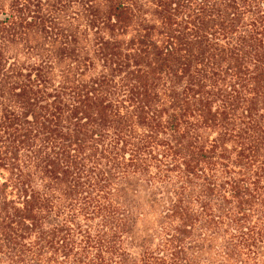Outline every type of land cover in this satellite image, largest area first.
<instances>
[{
  "label": "trees",
  "instance_id": "obj_1",
  "mask_svg": "<svg viewBox=\"0 0 264 264\" xmlns=\"http://www.w3.org/2000/svg\"><path fill=\"white\" fill-rule=\"evenodd\" d=\"M31 2H0V253L17 264H264V0H159L164 26L143 20L128 41L133 53L100 39L102 62L137 60L128 97L142 109L152 81L166 83L168 108L138 119L148 129L136 140L104 73L50 89L37 61L9 81L13 32L43 23ZM136 12L133 1L112 0L108 30L124 31ZM201 126L235 145L201 141ZM159 129L166 137L154 145ZM169 172L184 179L170 182ZM147 174L150 184L168 178L164 212L177 222L164 245L136 254L123 196ZM201 221L220 237L215 258L194 255L204 248L193 239Z\"/></svg>",
  "mask_w": 264,
  "mask_h": 264
},
{
  "label": "rangeland",
  "instance_id": "obj_2",
  "mask_svg": "<svg viewBox=\"0 0 264 264\" xmlns=\"http://www.w3.org/2000/svg\"><path fill=\"white\" fill-rule=\"evenodd\" d=\"M2 1L8 4L15 0H0V2ZM131 1L136 6L137 14L134 15L124 31L111 32L106 23H109L108 11L112 0H33L30 6L33 8L40 4L44 15L43 23L32 28L21 27V29L18 27L19 23L14 24V28L19 29L12 30V32L15 30L14 37L7 44L6 55L8 67L10 65L12 67L15 63L17 66L14 69L13 67L9 68L15 72L13 76L9 77V81L16 79L19 71L18 66L29 69L38 63L37 61L42 63L49 74L50 80L47 85L50 89L57 87L70 89L104 73L109 79L105 92L108 95L112 94V97L118 101L116 106L126 117L125 129L136 140V135H142L148 129L140 124L138 119L141 120V117H149L157 110L168 108V100L164 92L166 83L163 79L152 81L151 97L153 99L148 101L145 109H142L140 101L131 100L128 97L130 89H133L138 81L134 75L137 60L133 55H129L130 59H124L126 63L129 62L128 65L122 62V68L115 67L111 62L104 63L100 60L97 46L101 38L112 39L119 41L122 53L130 54L133 51H131L128 41L135 36L143 20L158 25L160 28L164 26L159 13V0ZM93 25L97 28H93ZM154 37L159 40L160 45L165 43L163 32L155 29ZM177 67H180V64H177ZM195 67L196 65L190 62L191 73L196 71ZM178 70L181 71L182 68ZM185 76L187 77V74ZM181 80L178 82L183 87L188 79L182 78ZM124 99L126 100L124 101ZM156 133H154V142L152 143L154 145L161 143L166 137L162 129ZM214 138H220V142L218 141L220 144L224 142L226 145H235L234 142L229 141L227 135L223 136L218 128L199 127L201 141L206 142ZM258 145L264 152V141ZM160 148L155 147L154 149L159 150ZM154 172L156 171L151 169L150 174L153 175ZM169 173L170 182L176 183L178 182L176 180L184 179L177 172ZM142 177L143 175L138 181H132L127 189L128 194L123 196L133 211L135 232L132 234L131 244L132 250L136 254L146 246L164 245L165 233L177 222L164 212L168 205V196L163 186L169 182L168 178H155L153 184H150L146 179L149 178L148 174L144 179ZM122 185L125 186V184ZM230 207L234 208L233 205ZM201 222L203 223V221ZM203 225L200 222L197 223L193 239L198 248L201 247L199 244H204L202 246L204 248L200 252L196 248L194 255L197 258H215L218 245L221 243L220 237L215 233L211 234V229H207V224L203 223ZM203 233L208 237H205ZM191 251L193 252V250ZM0 264L17 263L0 253Z\"/></svg>",
  "mask_w": 264,
  "mask_h": 264
}]
</instances>
